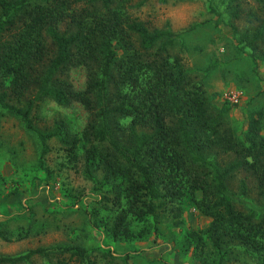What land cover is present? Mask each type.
Wrapping results in <instances>:
<instances>
[{"label":"trees","instance_id":"obj_1","mask_svg":"<svg viewBox=\"0 0 264 264\" xmlns=\"http://www.w3.org/2000/svg\"><path fill=\"white\" fill-rule=\"evenodd\" d=\"M126 1L0 0V111L36 138L40 164L47 141L55 138L67 158L82 150L87 176L92 165L101 171L111 186V196L101 200L118 209L113 239L133 237L127 215L166 212L177 226L180 206L188 204L210 219L205 237L215 251L226 241L258 249L263 220L253 222L234 207L225 178L233 169L247 171L264 193V136L253 121L247 144L232 141L220 128L225 108L212 114L181 58L169 53L176 43L182 49L181 32L149 30L125 13ZM259 3L263 9L264 0ZM252 29L238 38L243 43L249 37L251 52L264 39L263 15ZM74 66L85 70L82 89L66 78ZM45 98L79 104L87 113L81 130L70 132L60 119L48 129L38 127L35 111ZM228 151L235 160L215 162L214 155ZM188 236L201 241L194 231ZM0 240L7 241L1 230ZM36 257L52 258V264L93 263L81 247L56 245L0 255V264H30Z\"/></svg>","mask_w":264,"mask_h":264},{"label":"rangeland","instance_id":"obj_2","mask_svg":"<svg viewBox=\"0 0 264 264\" xmlns=\"http://www.w3.org/2000/svg\"><path fill=\"white\" fill-rule=\"evenodd\" d=\"M258 4L259 0H128L124 7L128 16L149 30L168 27L181 32L182 49L176 43L169 53L181 58L212 114L225 108L220 128L244 145L253 121L264 136V39L255 43L252 52L246 47L249 37L243 43L238 40L250 35L264 16ZM65 74L74 89L83 88L82 67H70ZM35 114L38 127L48 129L60 119L72 133L87 120L79 104L58 105L48 98ZM47 146L40 164L36 138L16 117L0 111V230L7 239L0 240V255L59 245L81 247L93 262L70 260L69 264H264V236L257 239L258 249L226 241L215 251L205 237L210 219L188 204L180 206L177 226L166 212L158 211L155 218L127 215L133 237L113 239L110 227L118 209L101 200L111 196L101 171L92 165L88 176L83 173L81 149L67 158L55 138ZM214 156L220 166L235 160L232 151ZM225 188L237 210L253 222L263 220L264 225V193L249 172L233 169L225 178ZM120 203L122 210L124 199ZM190 231L201 241L190 238ZM52 263V258L36 257L30 264Z\"/></svg>","mask_w":264,"mask_h":264}]
</instances>
